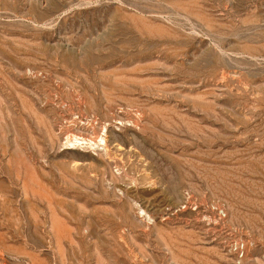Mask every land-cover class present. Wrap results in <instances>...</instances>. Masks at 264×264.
<instances>
[{"label":"rangeland","instance_id":"rangeland-1","mask_svg":"<svg viewBox=\"0 0 264 264\" xmlns=\"http://www.w3.org/2000/svg\"><path fill=\"white\" fill-rule=\"evenodd\" d=\"M0 264H264V0H0Z\"/></svg>","mask_w":264,"mask_h":264},{"label":"bare ground","instance_id":"bare-ground-1","mask_svg":"<svg viewBox=\"0 0 264 264\" xmlns=\"http://www.w3.org/2000/svg\"><path fill=\"white\" fill-rule=\"evenodd\" d=\"M69 137V136H68ZM76 142H78V139H77V137H70V139L68 140V143L69 144H74V143H76ZM84 144V143H83Z\"/></svg>","mask_w":264,"mask_h":264}]
</instances>
